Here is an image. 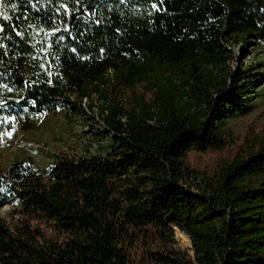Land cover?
<instances>
[{"label": "trees", "instance_id": "obj_1", "mask_svg": "<svg viewBox=\"0 0 264 264\" xmlns=\"http://www.w3.org/2000/svg\"><path fill=\"white\" fill-rule=\"evenodd\" d=\"M229 37L264 41V0H0V138L97 91L108 68L123 70L111 90L139 83L134 67L121 66L127 58L171 68L211 62ZM250 71L198 83L209 91L203 117L169 105L158 130L139 124L150 115L112 103L107 126L123 131L115 118L124 114L131 133L102 158L53 154L44 169L30 159L0 168V211L10 207L0 216V264H135L141 242L173 244L172 226L190 238L194 261L165 254L163 264H264V141L205 181L184 166L191 154L234 144L224 130L252 108L239 93ZM141 174L152 188L129 203L119 188Z\"/></svg>", "mask_w": 264, "mask_h": 264}, {"label": "rangeland", "instance_id": "obj_2", "mask_svg": "<svg viewBox=\"0 0 264 264\" xmlns=\"http://www.w3.org/2000/svg\"><path fill=\"white\" fill-rule=\"evenodd\" d=\"M215 50L211 62L203 58L180 68L154 62L147 56L127 58L126 64L122 63L121 66L134 67V77L139 78L140 82L133 84L131 79L132 83L116 90L109 89V86L120 81L122 67L118 70L114 67L106 69L101 75L102 83L97 91L86 93L78 101L74 97L70 98L68 101L72 104L60 102L50 112L35 114L31 131L21 132L18 125L14 124L11 129L13 131L4 132L3 138H0L1 147L8 142L2 147L1 170L6 172L13 159H30L38 168L44 169L51 164L53 154L86 159L102 158L118 149L131 133L124 114L115 118L121 123L123 131L118 132L107 126L105 120L109 118L111 105L122 104L123 112L133 108L132 112L141 113L142 117L150 115L139 124L158 130L164 124L161 118L166 117L169 105H180L187 115L203 117L204 108L199 107V104L206 99L202 97L209 95V91L206 88L198 90V83L204 87L216 79L218 82H227L230 74L251 70L250 73L256 76L251 80L246 78L245 82L251 81L252 84H244L239 93H243L242 97L246 99L245 102L249 100L247 104L252 108L247 115L227 120L224 130V134L230 135L234 144L219 154H191L184 161L191 176L198 177L197 182L217 177L226 163L254 150L264 141V41L257 42L248 38L241 42L229 37L218 40ZM222 58L224 62H220ZM259 77L263 80L257 83ZM196 100H200L199 103ZM151 188V178L141 174L130 178L127 184L122 182L119 191L127 201H131L129 203H135L138 201L135 195L146 197ZM9 211V205H5L0 216H5ZM172 232L174 242L167 248L159 246V242L154 239L153 244L151 240L149 245L148 239L147 243L141 242L133 253L135 264H142L143 261H147L145 264H163L160 256L165 254L192 263L194 252L190 238L176 226H172Z\"/></svg>", "mask_w": 264, "mask_h": 264}]
</instances>
